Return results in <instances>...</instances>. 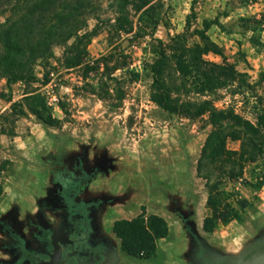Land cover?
I'll return each instance as SVG.
<instances>
[{"label": "rangeland", "instance_id": "1", "mask_svg": "<svg viewBox=\"0 0 264 264\" xmlns=\"http://www.w3.org/2000/svg\"><path fill=\"white\" fill-rule=\"evenodd\" d=\"M114 0H105L101 20L114 17ZM159 20L154 33L143 28L135 30L138 35H122L112 39L107 31L94 37L88 46V59L117 55L119 62H128L138 76H130L118 70L116 76L127 81L124 100L106 101L92 94V90L103 94L105 90L100 75L90 72L86 81L80 69L61 68L59 60L63 47H53L50 60V82L44 83L45 72L38 61L31 69L33 79L18 81L11 85L0 78V208L7 200L22 191H31L37 181L36 169L32 166L38 156L56 143L93 141L120 157L123 177L137 181L141 191L133 208L121 209L113 220H133L145 213L163 218L168 235L155 242L156 255L149 259L126 257L129 264H180L183 253L181 221L167 211L166 191L189 194L192 200L191 220L198 223L200 234L214 247L227 252H239L246 242L254 240L256 230L264 227V186L255 189L245 185L242 179H229L218 186V190L230 208L240 212V218L225 221L207 205L210 186L217 183V171L211 181L206 172L198 171V163L210 127L205 120H190L172 115L151 101L153 79L143 69V63L153 58L155 40L168 43L177 35L190 41H199L197 32H205L222 50V56L208 54V62L227 63L246 76L255 85L259 95L264 96V43L263 32L247 31L243 18L264 16V0H150ZM149 14V15H150ZM132 15L134 13L132 12ZM139 15L135 24H139ZM3 22V19H0ZM97 20L90 19L89 28ZM264 29V26L262 27ZM127 55L130 59L121 58ZM112 64V63H111ZM173 73V72H172ZM194 98L197 97L192 94ZM219 107L235 105L239 111L249 113L251 105L242 95H233L224 89L207 95ZM44 117L49 114L58 122L45 123L32 110ZM247 113V114H248ZM230 150H238L239 142L229 141ZM231 167V165H227ZM246 168L244 178L250 179ZM249 205L242 209V202ZM213 218L215 225L210 231L204 229V220ZM206 231V232H205ZM123 250V249H122ZM124 252V251H123ZM125 253V252H124Z\"/></svg>", "mask_w": 264, "mask_h": 264}, {"label": "trees", "instance_id": "2", "mask_svg": "<svg viewBox=\"0 0 264 264\" xmlns=\"http://www.w3.org/2000/svg\"><path fill=\"white\" fill-rule=\"evenodd\" d=\"M105 0H0V78L8 84L33 79L32 67L41 61L46 70L44 83L50 82V60L53 47H63L59 60L61 68L80 69L85 74L94 72L100 75L105 90L103 94L92 90L106 101H123L127 81L116 76L118 70H125L130 76H138L128 62H119L117 55L88 59V46L94 37L107 31L112 39L122 35L135 34L143 28L154 33L160 24L152 14L154 6L150 0H114V17L101 20ZM132 12L134 15H132ZM150 14V15H149ZM139 15V24L135 17ZM90 19L98 22L89 28ZM244 28L254 35L263 32L264 16L243 18ZM199 41H190L184 35H177L168 43L155 40L152 46L153 58L143 63V69L152 75L151 101L172 115L190 120L203 119L210 127L202 148L198 171L206 172L211 181L217 171L215 185L210 186L207 205L225 221L240 218L239 210L230 208L224 201L218 186L229 179H242L245 185L255 189L264 186V96L259 95L255 85L246 79L230 64L208 62L205 56L212 53L222 56V50L205 32H197ZM264 48L260 39L254 41ZM121 58L130 59L127 55ZM112 63V64H111ZM173 72V73H172ZM224 89L232 94L242 95L248 102L249 113L239 111L235 105L219 107L214 99H206ZM204 97L205 99L194 98ZM32 112L45 123L58 122L51 114L44 117L37 110ZM229 141L239 142L238 150H230ZM231 167H227V165ZM246 168L250 169V179L244 178ZM2 187L0 186V195ZM249 202L243 201L242 209ZM213 218L204 220V229L212 230ZM115 231L122 240L123 251L136 259H149L156 255L155 242L168 235L165 220L145 213L133 220H120Z\"/></svg>", "mask_w": 264, "mask_h": 264}, {"label": "flooded vegetation", "instance_id": "3", "mask_svg": "<svg viewBox=\"0 0 264 264\" xmlns=\"http://www.w3.org/2000/svg\"><path fill=\"white\" fill-rule=\"evenodd\" d=\"M120 159L93 141L56 143L40 154L32 165L35 188L0 208V264H129L113 216L133 208L141 188L123 177ZM165 193V209L181 221L179 259L225 264L215 262L217 250L193 232L190 195ZM254 241H264V227Z\"/></svg>", "mask_w": 264, "mask_h": 264}, {"label": "water", "instance_id": "4", "mask_svg": "<svg viewBox=\"0 0 264 264\" xmlns=\"http://www.w3.org/2000/svg\"><path fill=\"white\" fill-rule=\"evenodd\" d=\"M194 209L191 210V216H194ZM193 232L202 240H206L199 230L198 223L195 220H190ZM264 241L256 242L249 240L244 244L239 252H227L220 247H214L217 250V257H213L215 262H223L225 264H264ZM184 254H187L184 252ZM192 262H194L192 260Z\"/></svg>", "mask_w": 264, "mask_h": 264}, {"label": "crops", "instance_id": "5", "mask_svg": "<svg viewBox=\"0 0 264 264\" xmlns=\"http://www.w3.org/2000/svg\"><path fill=\"white\" fill-rule=\"evenodd\" d=\"M113 221H116V220H113ZM117 221H119V220H117ZM116 221V222H117ZM185 252V251H184ZM126 254V253H125ZM126 257H128V258H135V257H132V256H130V255H128V254H126V256H125V260H126ZM178 259V262H180V264H184L180 259H179V257H177ZM136 259V258H135Z\"/></svg>", "mask_w": 264, "mask_h": 264}]
</instances>
